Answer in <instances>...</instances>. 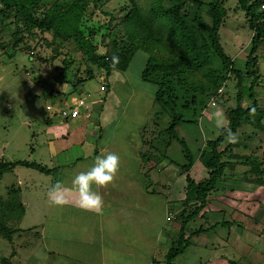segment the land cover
Wrapping results in <instances>:
<instances>
[{
  "label": "rangeland",
  "instance_id": "rangeland-1",
  "mask_svg": "<svg viewBox=\"0 0 264 264\" xmlns=\"http://www.w3.org/2000/svg\"><path fill=\"white\" fill-rule=\"evenodd\" d=\"M201 1L205 5L213 2ZM221 1L227 14L219 30L220 44L234 67L242 69L252 33L237 1ZM14 30L13 25L0 26V42L10 46ZM41 37L52 39L51 33H45L35 41L26 40L36 54L34 60L20 49L24 45L17 49L11 45L0 53V163L34 162L51 170L42 173L18 166L0 178V217L9 190L13 196L19 190L15 199L19 198L25 211L20 221L8 223L10 228L23 230L13 235L12 243L0 237V264L3 259L7 264H149L153 260L165 264L172 242L178 239L181 220L173 219L182 207L187 186V175H177L185 162L178 141L183 140L196 159L189 176L198 183L206 176L199 151L218 136L222 127L217 126V113L226 117L225 110L234 105L233 100L224 103L225 96L220 97L217 106H207L202 113L178 110L189 122L176 128L179 140L164 157L165 147L155 139L156 150L142 143L141 130L155 113L156 90L140 78L148 57L145 52L137 51L128 69L113 71L108 82L93 78L73 90L66 83L73 80L71 73L60 77L62 60L67 52L78 60L81 55L65 46L54 61L41 62L39 57L52 56L50 48L37 42ZM258 55L261 76L256 95L264 98V44ZM54 77L61 84L56 85ZM234 83L232 77L227 81L225 95H234ZM60 86L66 87L62 90ZM53 89L65 94L50 95ZM73 98L83 99L86 106L79 107L78 119H63L61 110L73 106ZM165 121L160 123L161 129L167 126ZM155 134L145 133V140ZM162 134L161 139L168 137ZM95 150L99 156L115 153L119 157L116 177L127 175V181L115 187L127 193L123 199L119 197L121 206L103 199V215H96L77 206L75 193L67 196L69 203L63 207L53 206L47 196L50 187L58 181L70 187L69 173L86 172L94 162L78 164L77 159L93 158ZM138 173L140 188L153 195H133L134 201L127 189L134 190ZM219 187V196L211 197L203 210L204 218H194L186 226V234L201 227L206 231L189 240L172 264H264V186L228 179ZM93 190L98 189L94 186ZM99 191L102 194V188ZM125 199L130 202L122 206ZM139 200L144 202L143 208L137 206ZM216 223L219 225L209 229Z\"/></svg>",
  "mask_w": 264,
  "mask_h": 264
},
{
  "label": "trees",
  "instance_id": "trees-1",
  "mask_svg": "<svg viewBox=\"0 0 264 264\" xmlns=\"http://www.w3.org/2000/svg\"><path fill=\"white\" fill-rule=\"evenodd\" d=\"M236 1L238 8L244 11L252 33L242 69L234 67L220 44L219 30L227 14L221 0L206 5L201 0H145L143 4L140 0H0V26L13 25L15 28L13 39H10L13 49L24 45L20 49L34 60L36 54L31 52L26 40L35 41L38 36L51 33L50 41L42 37L37 40L52 53L50 59L39 57V61H54L65 46L81 55L78 60L67 52L62 60L60 77L65 78L66 73H71L73 80L66 83L73 90L93 78L108 82L113 71L128 69L137 51L145 52L148 57L140 78L156 90L153 97L155 113L141 130L142 143L156 150L155 139L162 148L165 147L164 157L172 143L179 140L176 128L181 122H189L178 110L202 113L207 106H217L220 97L225 96L224 103L230 104L233 100L234 105L225 110L226 125L199 151L198 160L205 166L206 176L198 183L189 176L196 159L185 142L178 141L183 145L185 162L177 175H187V186L184 187L182 207L174 214V219L171 218V221L178 218L181 221L178 239L172 242L165 264H172L190 244L189 240L206 231L201 227L186 234V226L194 218H204L203 210L211 197L219 196L221 182L230 179L264 186V98L256 95L261 76L258 53L264 44V12L260 11L264 0ZM10 46L0 42V53H5ZM114 57L118 58L115 62ZM231 77L236 91L234 95H225ZM52 80L56 85L61 84L56 77ZM55 94L64 95L65 92L53 89L50 95ZM76 100L83 101L80 107L86 106L83 99ZM74 107L73 103L61 112H71ZM163 121L168 123L161 129ZM149 131L156 134L147 141L145 133ZM163 132L168 136L166 139H161ZM229 132L237 137L236 143L228 142ZM18 166L51 173L40 164L17 161L0 163V178ZM18 193L19 190L15 196L18 197ZM8 194L2 202L0 237L12 243L13 235L23 230L10 228L8 223L20 221L25 211L24 204L19 198L15 199L11 190ZM7 263L6 259L1 262ZM152 264L161 263L153 260Z\"/></svg>",
  "mask_w": 264,
  "mask_h": 264
},
{
  "label": "clouds",
  "instance_id": "clouds-1",
  "mask_svg": "<svg viewBox=\"0 0 264 264\" xmlns=\"http://www.w3.org/2000/svg\"><path fill=\"white\" fill-rule=\"evenodd\" d=\"M114 62L118 58H113ZM217 126L223 127L226 117L221 112L217 113ZM229 143H236L237 137L229 132ZM119 171V157L115 153H108L104 156H97L93 166L86 172L77 174L71 181V186H65L58 181L52 185L47 193L48 199L53 206L63 207L68 203L67 196L75 193L77 196V206L83 210L96 215H103L104 201L97 189L106 188L113 183Z\"/></svg>",
  "mask_w": 264,
  "mask_h": 264
},
{
  "label": "crops",
  "instance_id": "crops-1",
  "mask_svg": "<svg viewBox=\"0 0 264 264\" xmlns=\"http://www.w3.org/2000/svg\"><path fill=\"white\" fill-rule=\"evenodd\" d=\"M74 100H75V98H73V102H74ZM80 116V115H79ZM79 118V117H78ZM77 118V119H78ZM99 154H100V152L98 151V150H95V152H94V157L93 158H86V159H84V160H80V158H78L77 159V163L78 164H82L83 162H87V161H89V162H92L93 160H95V158L97 157V156H99ZM87 169H88V167H87ZM78 170V169H77ZM74 172H76V173H74ZM74 173V174H73ZM70 174V181H72V179L78 174V172L76 171V170H73L71 173H69ZM132 175H130V177H131ZM127 175L126 174H124L123 173V176L122 177H115V179H114V181H113V183L112 184H110L108 187H106V188H102V194H101V191H99V194L102 196V198L103 199H107L106 201H108V203H114V204H116L117 206L118 205H120V199H123L124 198V196H126L127 195V193L126 192H124L123 191V188H115L116 186H120V182L123 180V182L125 183L126 181H127ZM138 177H139V173H138V176H136V177H134V186H136L135 188H134V190H130V189H127V191H128V194L130 193V195H131V197L133 198V200L136 198V197H133V195L135 196V195H138V194H141V195H143V196H145V197H147L148 196V194H150V193H148V191L147 190H142L140 187V185L137 183V179H138ZM119 189V190H118ZM99 190V189H98ZM97 190V191H98ZM71 195V194H70ZM150 195H153V194H150ZM69 196V195H68ZM119 197H120V199H119ZM134 201H136V200H134ZM130 202V200H127V199H125V202L122 204V206L123 205H125V204H128ZM69 203V202H68ZM121 206V205H120ZM137 206L139 207V208H143V206H144V202L143 201H141V200H139L138 201V203H137ZM152 209H153V207H152ZM119 211L120 212H122V210L119 208ZM153 211H155L154 209H153ZM168 213H170V212H168ZM167 213V214H168ZM93 226H94V223H93ZM136 261H138L139 262V260L137 259ZM150 262V261H149ZM152 262V261H151ZM149 263V264H152V263Z\"/></svg>",
  "mask_w": 264,
  "mask_h": 264
},
{
  "label": "built area",
  "instance_id": "built-area-1",
  "mask_svg": "<svg viewBox=\"0 0 264 264\" xmlns=\"http://www.w3.org/2000/svg\"><path fill=\"white\" fill-rule=\"evenodd\" d=\"M260 11H263L264 12V3L262 5H260ZM74 105L75 107L73 108V110L71 112H68V111H62L61 112V116L63 118H66V117H69V119L71 118H77L78 115H79V107L80 106H83V101L82 100H74ZM212 105H214V102H212Z\"/></svg>",
  "mask_w": 264,
  "mask_h": 264
}]
</instances>
